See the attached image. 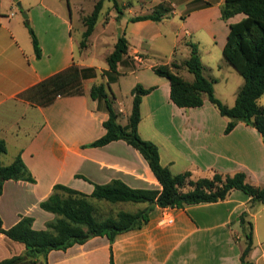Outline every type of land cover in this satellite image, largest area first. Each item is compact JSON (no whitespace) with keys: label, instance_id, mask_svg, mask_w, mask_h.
Returning a JSON list of instances; mask_svg holds the SVG:
<instances>
[{"label":"crops","instance_id":"0c3cea01","mask_svg":"<svg viewBox=\"0 0 264 264\" xmlns=\"http://www.w3.org/2000/svg\"><path fill=\"white\" fill-rule=\"evenodd\" d=\"M166 1L170 3L171 15L180 16L185 26L192 23L196 30L209 31L221 54L229 24L244 17L237 14L222 21L223 0L216 3L178 0L182 7L178 13V3ZM3 3L0 1V140L5 143L6 152L0 155V163L7 166L20 156L34 182H3L2 228L12 227L20 216H29L33 218L34 229H45V224L54 216L42 211L39 203L48 198L56 184L90 194L93 184H105L113 179L131 188H149L153 182L157 183L142 156L125 142L87 147L104 135L102 124L108 117L104 104L90 97L92 86L107 83V64H98L87 52V47L94 44L96 25L86 46H79L85 30L82 19L93 8L85 14L81 4L71 6V0H4ZM122 5L126 2L119 3V7ZM15 7L22 9L35 33L39 58L35 56L23 19L16 16ZM110 13L99 34H107L110 23L121 26L117 34L124 33L128 41L127 56L135 65L127 71L119 64L118 72L121 76L135 75L132 88L136 84L154 88L141 99L137 131L142 139L157 146L160 164L173 175L188 171L193 180L211 178L214 173L241 172L249 184L264 187V142L260 134L242 122L224 133L229 119L222 117L206 97L201 107H176L169 98L167 79L156 74L138 76L148 56V43L160 34H144L137 28L154 21L128 22L132 16L126 19L121 16L117 23L116 16ZM74 20L79 25L75 28L80 40L73 37ZM222 27L224 34L217 41L216 30ZM184 35H191L186 27L172 45L173 59L168 64L175 57L182 62L188 57L189 51L186 57L176 53ZM116 39L104 60L113 50ZM153 66L150 64L148 68L152 71ZM217 69L221 67L218 65ZM209 79L218 83L215 77ZM192 80L193 77L186 79ZM240 87H235L236 95ZM116 101L113 96L112 106L119 123L124 117L128 121L132 95L126 106L115 105ZM160 102L168 112L161 109ZM174 168L178 170L176 173ZM242 213L252 225L249 260L264 264V238H259L256 232V220L264 214V204L250 205V198L239 190L231 191L225 200L215 203L183 208L154 206L148 221L139 229L117 235L112 243L106 237H92L66 250L50 251L47 264H109L111 255L114 264H240L245 246L239 222ZM164 217L172 221L164 223ZM24 253L23 244L0 233V261Z\"/></svg>","mask_w":264,"mask_h":264},{"label":"trees","instance_id":"16d2710c","mask_svg":"<svg viewBox=\"0 0 264 264\" xmlns=\"http://www.w3.org/2000/svg\"><path fill=\"white\" fill-rule=\"evenodd\" d=\"M104 0H98L90 15L83 17L85 28L80 41V48H84L92 34ZM112 1L118 18L122 12L116 0ZM164 12V13H163ZM160 11L157 6L152 13L138 15L128 19V22L154 21L158 22L168 13L167 9ZM243 14L244 17L233 24H229L226 40L222 48L225 61L241 76L243 84L239 88L234 104L224 105L214 96V81L206 78L203 73L199 50L196 43L187 42L188 57L182 66L193 76V80H184L177 72L180 64L175 60L152 67V71L169 82L170 101L178 108H198L203 105V98L218 110L222 117L229 119L224 133H229L238 122L254 128L264 142V105L258 103L264 94V0H223L220 7V19ZM23 24L31 38L35 56L40 57L37 38L27 18ZM128 41L124 33L117 36L113 50L105 57L107 64L106 84L91 87L90 97L102 102L107 112V119L103 122L105 133L90 143L87 147H103L114 141H123L136 150L147 163L160 189L131 188L119 179H113L105 184H93L90 194H85L67 186L56 184L47 199L39 203L42 211L50 213L54 218L45 224V229L36 230L32 227L33 218L20 216L19 220L10 228H2L0 233L11 241L24 245L25 253L0 261V264H47V254L53 250L83 244L92 237H106L112 243L119 234L139 229L148 221V214L157 206L159 208H183L188 205L201 203H215L223 201L233 190H239L250 198V205L264 204V187H256L245 180V175L237 172L233 175L214 173L211 178L193 180L188 171L171 174L169 169L160 164L157 146L142 139L137 131L140 121V103L144 95L154 88H143L136 84L132 90V107L127 124L122 126L118 121L112 97L108 93L109 83L117 80L118 66L122 60L128 59ZM142 57V56H140ZM133 62V60H132ZM114 81V82H115ZM6 152V146L0 140V155ZM34 180L27 171L20 156L11 164L2 166L0 163V194L4 181ZM92 200L106 204H146L144 209L136 212H109L106 216L99 213ZM242 213L239 217L242 226L245 246L240 254V264H253L249 260L252 249V225L246 222ZM109 264H114L112 255Z\"/></svg>","mask_w":264,"mask_h":264},{"label":"rangeland","instance_id":"374dc122","mask_svg":"<svg viewBox=\"0 0 264 264\" xmlns=\"http://www.w3.org/2000/svg\"><path fill=\"white\" fill-rule=\"evenodd\" d=\"M1 4L4 5L3 1L0 0ZM25 1V0H24ZM97 0H71V3L73 6L77 3L81 4L82 9L84 10V13L87 14L91 12L93 8L94 2ZM159 0H117L119 3H125V6H120L121 14L118 15V18H115V20L118 23V20L122 16L123 19L133 17L135 15L140 14H148L146 12L152 13L157 6H160V11L163 12L164 9H167L169 12L166 15L165 18H162L161 21L158 22H149L146 26H141L137 28L144 34H160V36H157L152 41H150L148 44V52L147 57L141 64V72L138 73V76L144 75L145 77L148 76H155L154 73L148 68V65H158V64H165L168 63L170 60L173 59L172 52H173V43L174 41L178 40L182 34H184L185 27L188 29L190 36H183L180 39V42L177 44L178 46V55H181L183 57H186L188 55L189 48L186 46L187 42H193L197 44L201 62L203 64V75L207 78H213L217 79L218 83H213V91L214 96L219 99L224 105L230 107L234 103V98L236 96V86L240 87L242 85L243 79L241 76L225 61L223 58L221 52L219 51V48L216 44L213 43L211 36L209 35V31H204L203 29L196 30V26L194 24H187L185 26L180 19V16H173L171 15V7L170 3L166 0H160V3L158 4ZM175 3H178V0H174ZM177 1V2H176ZM211 3H216V0H207ZM19 2V1H18ZM128 2V3H127ZM103 8L98 16L97 24H96V34H94L93 37V46L87 47V52L90 53L96 62L98 64L106 66V62L104 60V55L112 49L113 40L119 35V29L117 24L110 23V25L106 28L107 34H99L102 28L103 21L106 23L109 20L108 13L111 11L110 14H113L117 16V13L115 9L113 8L112 1L110 0H104ZM67 4V3H66ZM158 4V5H157ZM70 2L68 3V7L66 5V9L68 11ZM17 8L16 16L23 19L24 21V14H22V9ZM182 9L181 5L178 3L177 13ZM164 13V12H163ZM74 25V32L73 37L76 40H80V34H78V31L75 27H78V23L76 20L73 22ZM223 29V30H222ZM217 28L216 30V37L217 41L222 39V34H224V28ZM26 33V31H25ZM27 34V33H26ZM82 39V38H81ZM81 41V40H80ZM175 62L177 64H180V68L177 70L179 75L183 77V79H190L193 76L188 73L182 66V61L178 59V57H175ZM123 68L128 69H134L135 65L134 62H132L131 58L122 60L121 63ZM220 66L221 69H217V66ZM122 71H125L122 70ZM117 80H113V82L109 83L108 93L112 97L115 96L116 102L115 105H122L131 101V88L134 83L135 75H125L121 76L122 74L120 72ZM107 78V76H106ZM208 78V79H209ZM119 80V81H118ZM118 81V84L112 85ZM112 94V95H111ZM113 98V97H112ZM120 102V103H119ZM161 103V102H160ZM258 103L261 105H264V94L259 98ZM161 109L165 112L167 111V108L165 104L161 103ZM127 122L126 117L120 118V123L125 126ZM130 148V147H129ZM177 168L173 169V173H176ZM150 189H160L158 183L153 182L152 185L149 187ZM28 201V199H26ZM28 203V202H27ZM92 204L96 205V207L99 210V213L106 216L109 212L116 213L117 211H128V212H136L137 210L144 209L147 205L145 204H131V203H119V204H106L102 202H97L95 200H92ZM240 230V229H239ZM241 232V231H240ZM256 232L259 238H264V214L261 215L256 220Z\"/></svg>","mask_w":264,"mask_h":264},{"label":"built area","instance_id":"2783aa9c","mask_svg":"<svg viewBox=\"0 0 264 264\" xmlns=\"http://www.w3.org/2000/svg\"><path fill=\"white\" fill-rule=\"evenodd\" d=\"M172 220L169 217H164V223H170Z\"/></svg>","mask_w":264,"mask_h":264}]
</instances>
